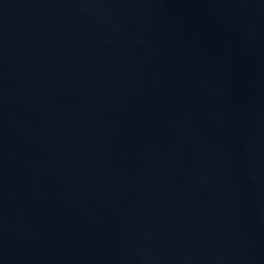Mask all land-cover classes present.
I'll return each instance as SVG.
<instances>
[{
  "label": "water",
  "instance_id": "95a60500",
  "mask_svg": "<svg viewBox=\"0 0 264 264\" xmlns=\"http://www.w3.org/2000/svg\"><path fill=\"white\" fill-rule=\"evenodd\" d=\"M0 264H264V0H0Z\"/></svg>",
  "mask_w": 264,
  "mask_h": 264
}]
</instances>
